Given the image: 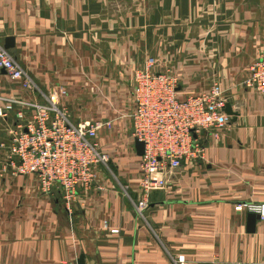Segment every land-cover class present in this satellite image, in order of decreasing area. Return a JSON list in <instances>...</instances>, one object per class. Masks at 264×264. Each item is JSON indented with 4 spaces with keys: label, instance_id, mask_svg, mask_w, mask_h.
<instances>
[{
    "label": "crops",
    "instance_id": "0c3cea01",
    "mask_svg": "<svg viewBox=\"0 0 264 264\" xmlns=\"http://www.w3.org/2000/svg\"><path fill=\"white\" fill-rule=\"evenodd\" d=\"M8 38L43 94L66 90L73 122H111L97 141L112 169L67 210L5 166L17 120L0 118V264H264V219L234 210L264 204V95L244 86L264 49V0H0L3 49ZM149 58L179 99L216 83L236 116L218 139L201 134V157L165 171L138 217L139 157L121 118ZM0 96L41 101L2 70Z\"/></svg>",
    "mask_w": 264,
    "mask_h": 264
},
{
    "label": "built area",
    "instance_id": "2783aa9c",
    "mask_svg": "<svg viewBox=\"0 0 264 264\" xmlns=\"http://www.w3.org/2000/svg\"><path fill=\"white\" fill-rule=\"evenodd\" d=\"M155 64L149 58L142 69L133 73L131 136L143 143L138 163L143 199L135 206L139 216L147 208V195L166 186L165 171L180 167L183 160L201 157V134L206 132L218 139L231 121L224 112L227 100L218 84L199 95L179 99L175 77L167 71H155ZM0 70L22 90L37 93L41 99L36 102L0 96V118L13 114L17 120L5 166L13 175H34L44 194L58 191L69 210L78 190H89L96 182L97 168L108 164L109 156L101 151L97 136L109 129L111 122H73L60 103L66 90L58 88L50 95L43 94L1 46ZM244 86L264 95V49L250 67ZM234 210L264 219V204L241 203ZM103 226L106 228V223ZM109 232L117 234L118 230Z\"/></svg>",
    "mask_w": 264,
    "mask_h": 264
},
{
    "label": "water",
    "instance_id": "95a60500",
    "mask_svg": "<svg viewBox=\"0 0 264 264\" xmlns=\"http://www.w3.org/2000/svg\"><path fill=\"white\" fill-rule=\"evenodd\" d=\"M12 43H13V39H11V38L6 39L4 49H6V50L10 49L12 47ZM224 112L228 116H231L232 119L235 118V116H236V114L231 111V107L228 103L225 105ZM134 149H135V153L138 157L142 156V154H143V143L139 142L138 140H134ZM256 217H258V216L255 214H249V218L251 220L255 219ZM76 264H85L83 255H80Z\"/></svg>",
    "mask_w": 264,
    "mask_h": 264
},
{
    "label": "rangeland",
    "instance_id": "374dc122",
    "mask_svg": "<svg viewBox=\"0 0 264 264\" xmlns=\"http://www.w3.org/2000/svg\"><path fill=\"white\" fill-rule=\"evenodd\" d=\"M130 114L131 113H129L128 114V116L126 115V117H122L121 119H125L126 121H127V125H128V129H129V131H127L128 133L131 131V120H130ZM118 118H120V116L118 117ZM113 119H115V118H113ZM112 119V120H113ZM99 120V119H98ZM118 120H120V119H118ZM99 121H106V120H103V119H101V120H99ZM138 163H139V160H138ZM100 167H103V168H105V169H108V170H110V169H112L111 168V166H110V158H109V161H108V164L104 167V166H100ZM110 168V169H109ZM97 175H98V172H97ZM97 178V177H96ZM127 190L125 189V192H126ZM138 217H141V216H139V215H137Z\"/></svg>",
    "mask_w": 264,
    "mask_h": 264
}]
</instances>
